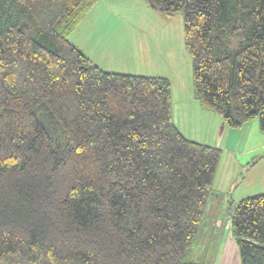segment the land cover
Masks as SVG:
<instances>
[{
	"label": "trees",
	"instance_id": "1",
	"mask_svg": "<svg viewBox=\"0 0 264 264\" xmlns=\"http://www.w3.org/2000/svg\"><path fill=\"white\" fill-rule=\"evenodd\" d=\"M97 1L0 0V264H210L222 149L179 130L169 78L104 71L70 41ZM147 1L183 15L201 107L264 127V0ZM229 217L240 264H264V194Z\"/></svg>",
	"mask_w": 264,
	"mask_h": 264
},
{
	"label": "rangeland",
	"instance_id": "2",
	"mask_svg": "<svg viewBox=\"0 0 264 264\" xmlns=\"http://www.w3.org/2000/svg\"><path fill=\"white\" fill-rule=\"evenodd\" d=\"M69 39L104 71L163 76L170 79L174 94L183 89L194 93L192 58L185 44L181 13L165 16L147 0H98ZM173 107L175 122L182 126L186 137L199 138L198 130L200 136H207L204 140L209 145L222 149L213 184L218 195L214 207L217 206L219 213L209 211L212 199L205 220L209 224H205L198 245L201 258L197 259L210 264H240L231 236L229 211L245 198L264 194V127L256 118L239 129H232L230 145L234 149L239 146L246 153H229L226 148L216 146L218 120L223 121L219 114L202 108L214 117L204 120L200 116L196 118L193 110L181 111L178 101H174Z\"/></svg>",
	"mask_w": 264,
	"mask_h": 264
},
{
	"label": "crops",
	"instance_id": "3",
	"mask_svg": "<svg viewBox=\"0 0 264 264\" xmlns=\"http://www.w3.org/2000/svg\"><path fill=\"white\" fill-rule=\"evenodd\" d=\"M126 65H127V63L124 66H126ZM120 71H126L127 72V70H120ZM123 73L126 74L125 72H123ZM134 75H139V74H134ZM155 77H163V76H155ZM179 94H180V96H179ZM174 101L175 102L178 101V106L181 109V111H183V112L185 110H193V111H195V117L196 118H198L200 116L204 120H206L208 118L214 119V117H210L209 115H207V114H209V113H206L208 111H205V110L202 109L201 105L195 99L194 93H192L190 89H187V90H185V89L179 90L178 94L176 95V94H174V88H173V103H174ZM173 118H174V122H175L174 107H173ZM218 123L220 124V130H219V133L216 134L215 139H218L219 142L216 144V146H221V147L226 148L229 153H240L241 155L242 154L244 155L246 153V151L241 150V147H239L238 145H236V147L237 146L238 147H237V149H234L233 146L230 145V138L233 135V132L234 131L232 129L228 130V128L223 123V121L219 122V120H218ZM175 124H176V122H175ZM178 128H180L179 130L182 132V126H179ZM198 129H199V127H198ZM197 134H198L197 137H199V138L194 139V140H198V141H201V143H203V144L209 145L204 140L205 138H207V136H204V135L203 136H200L199 133H198V130H197ZM215 198L217 199L218 198V195H215L214 196L213 201L211 202V205L209 207V211H211L212 214L219 213V210L217 209V206L214 207V205H215V202H214L215 201ZM229 213H230V211H229ZM209 219H211V218H209ZM206 224H209V220H208V223H206ZM213 226H214V224L212 223V227Z\"/></svg>",
	"mask_w": 264,
	"mask_h": 264
}]
</instances>
